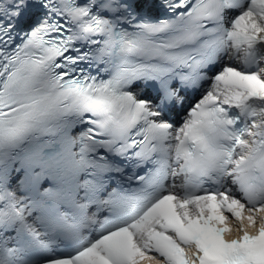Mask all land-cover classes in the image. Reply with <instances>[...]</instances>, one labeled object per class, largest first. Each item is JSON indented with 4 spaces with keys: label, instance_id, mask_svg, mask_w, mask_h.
Here are the masks:
<instances>
[{
    "label": "snow or ice",
    "instance_id": "obj_1",
    "mask_svg": "<svg viewBox=\"0 0 264 264\" xmlns=\"http://www.w3.org/2000/svg\"><path fill=\"white\" fill-rule=\"evenodd\" d=\"M0 264H264V0H0Z\"/></svg>",
    "mask_w": 264,
    "mask_h": 264
}]
</instances>
